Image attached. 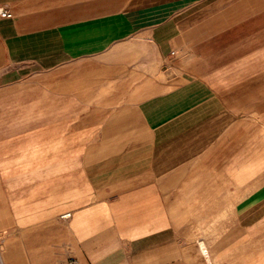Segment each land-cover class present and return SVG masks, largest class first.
<instances>
[{
  "label": "crops",
  "instance_id": "1",
  "mask_svg": "<svg viewBox=\"0 0 264 264\" xmlns=\"http://www.w3.org/2000/svg\"><path fill=\"white\" fill-rule=\"evenodd\" d=\"M1 6L0 264H264V0Z\"/></svg>",
  "mask_w": 264,
  "mask_h": 264
},
{
  "label": "built area",
  "instance_id": "2",
  "mask_svg": "<svg viewBox=\"0 0 264 264\" xmlns=\"http://www.w3.org/2000/svg\"><path fill=\"white\" fill-rule=\"evenodd\" d=\"M12 17V12L9 8L7 7H0V18H11ZM64 218H69L70 217V213H66L64 216ZM64 264H79L78 260L74 257L69 258ZM210 264V263H207Z\"/></svg>",
  "mask_w": 264,
  "mask_h": 264
}]
</instances>
